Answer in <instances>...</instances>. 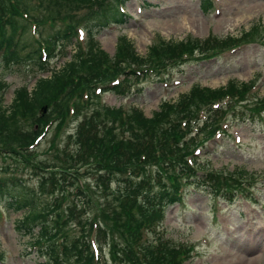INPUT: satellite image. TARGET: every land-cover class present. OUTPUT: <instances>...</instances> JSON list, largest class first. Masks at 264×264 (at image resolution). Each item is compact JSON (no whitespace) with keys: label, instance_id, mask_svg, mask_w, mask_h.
I'll use <instances>...</instances> for the list:
<instances>
[{"label":"trees","instance_id":"16d2710c","mask_svg":"<svg viewBox=\"0 0 264 264\" xmlns=\"http://www.w3.org/2000/svg\"><path fill=\"white\" fill-rule=\"evenodd\" d=\"M124 3L122 0L107 4L104 0H0V66L5 69L15 67L23 71L43 72L48 70L50 61L54 59L56 45L60 46L59 54L63 58L68 48L75 45L72 28L51 34L48 41L35 42L30 34L34 14H43V24L48 20L55 24V17L61 13H67L63 21L68 20L72 25L79 22L74 17H82L78 18L82 20L89 17L88 23H94L89 26L87 50L76 47V53L60 70H53L50 77H40L31 92L26 86L19 89L8 107L4 103L7 84L0 80V157L22 162L23 148L29 151L27 147L54 120H58L55 125L57 138L66 121L65 104L76 86L89 87L90 84L109 81L115 74L132 66L159 68L169 61H176L184 53L208 55L215 49L224 51L242 42L235 37L163 41L149 51V56L142 58L123 38L113 59L95 38L111 23L126 22L127 17L120 9V4ZM83 8L88 9L85 15L75 14ZM254 35L251 31L250 36ZM43 47L48 52V62L41 60ZM74 79L84 82L83 85H71ZM69 87L73 88L65 96ZM250 88L251 85H239L233 81L219 89L194 86L175 102L163 103L152 117L134 107L123 118L121 108L102 106L99 98L95 97L92 103L97 107L95 112L77 121L74 133L68 134L72 151L64 150V157H60L58 151L52 163L42 161L38 164L37 172H33L41 174L38 187L21 176L6 178L7 175L0 174V203L10 212L22 213L15 229L25 230L33 238L31 246H38L37 255L45 260L43 264H89L93 262V254L88 232L82 233L83 238L75 237L73 233L75 226L80 227L83 216H86L85 227L93 228L94 223L89 221L86 208L92 202L97 203L92 201V197L100 200V190L104 189L107 194L98 213L102 222L95 220L98 224L93 229L101 250L119 236L123 242L109 249L113 261L121 258L123 264H183L179 255L186 256L189 250L185 252L184 248L182 251L183 247L159 238L140 245V229L142 227L143 232L153 230L157 221L164 218L166 209L180 201L177 188L181 181L193 179L203 182L215 196H223L224 192L228 194L231 188H235L227 185L225 176L213 174L206 167L203 170L209 173L199 175L194 170L199 167L189 166L187 156L220 128L223 116L220 113L225 106L221 103L222 106L216 109L213 105L227 95L234 100L230 107L236 108L240 103L248 102ZM118 89L112 88L115 93H119ZM60 96L63 100L58 101ZM256 100L257 106L264 105V97L263 102ZM46 106L54 107L50 110L51 115L43 120ZM201 109H207L209 113L203 135L185 140L193 128L192 118H197ZM85 111L81 109V113ZM255 111L259 112L258 107ZM21 115L35 120V125L38 124L35 127H40V130L22 131ZM78 116L80 114L76 118ZM126 135L127 139L124 138ZM81 166H87L89 176L97 177L95 186H86V191L74 182ZM154 166L158 172L150 170ZM169 177L174 178L172 182L176 187L170 185ZM113 183H121L116 185V191L112 190ZM93 188L96 192L92 191ZM64 201H67L65 209L69 216H61ZM35 230L38 231L35 233ZM2 256L0 254V258Z\"/></svg>","mask_w":264,"mask_h":264},{"label":"rangeland","instance_id":"374dc122","mask_svg":"<svg viewBox=\"0 0 264 264\" xmlns=\"http://www.w3.org/2000/svg\"><path fill=\"white\" fill-rule=\"evenodd\" d=\"M202 1L166 0L160 3V0H147L143 6L142 0H129L126 4V10L129 13L128 21L121 27H114L112 31L102 30L95 40L104 51L114 57L118 52L119 41L125 38L142 58L149 56V51L157 44L153 42L157 36L159 42H181L189 38L205 40L210 37L226 39L232 36L248 43L237 49L238 51L225 57H217L210 62L202 58L207 55L206 53H195L185 64L163 73L164 77L158 78L156 74L147 72L148 74H144L146 79L140 76L138 81L130 80L133 87L125 98L112 93L102 94L104 104L116 109L124 107L130 110L136 107L146 116L152 117L160 110L164 102H175L192 86L200 85L203 88L219 89L232 81L249 86L256 82L257 86L259 85L256 99L258 98L260 102L263 100L264 0H239L236 7L225 8L224 6L222 18L216 15L213 8L203 10ZM222 1L224 0H212L213 3ZM104 2L112 3L113 0H104ZM150 5L154 6L147 9ZM224 5H228V0L224 1ZM87 11L88 9L83 8L75 14L83 16ZM61 14L55 17L56 26L54 27L46 26L41 22L42 13L34 14V18L40 22L38 32L41 39L48 41L51 34L55 35L64 29L63 22L68 20L63 21V18L68 15ZM191 17L197 19L199 26L192 24ZM216 17L221 19L216 20ZM78 18L74 17L81 20ZM220 24L222 25L218 26ZM251 31H254V36H250ZM76 50L75 45L69 47L65 58L54 53V60L50 62L48 70L43 72L0 67V78L7 84L4 92L5 107L12 104L19 89L26 86L31 92L40 77H50L53 70H60L70 61ZM167 73L169 77L166 76ZM74 80L71 85H76ZM165 81H168V84H165ZM248 99L249 104L243 107V117H246V122L237 123L240 117L237 115L234 118L235 122L231 121L234 127L231 126L229 135L209 142L203 149L202 161L205 167L225 176L227 185L235 187L231 188L234 196L230 198L226 192L223 193V197L212 196L209 188L201 184L189 185L184 193L183 201L167 208L157 232L149 233L151 241H155L160 236L172 244H180L183 247L188 244L194 247L195 251L191 254V258L189 256L186 264H264V125L260 122L261 117L259 119L258 116L261 110L255 111L257 100H253L251 96H248ZM92 106L84 109L87 111L80 113L74 122H72L73 118L67 114V119L57 138L55 125L58 120L51 122L46 136L35 142L36 149L29 152L23 148L22 162L14 158L0 157V174L4 176L9 175L10 172L14 173L15 176H21L34 187H38L41 174L33 173L37 172L38 164L42 161L52 163L58 151L60 157H64V150L72 151V147L70 148L72 141L68 138V134L74 133L77 121L95 112L97 107ZM50 115L51 111L45 114L43 120ZM21 117L22 131L33 132L35 126H38V124L35 125V120L31 121L22 115ZM35 130L38 132L40 127ZM124 138L127 139L128 135ZM0 149H2L1 146ZM150 170L156 171V167ZM84 180L88 186L94 187L90 178L85 177ZM116 180L114 179L115 182ZM117 184H112L113 191L117 190ZM92 191L96 192L94 188ZM106 194L107 191L101 189L100 200L92 197V201H97V204L92 202L87 206L86 211L89 213L91 223L95 220L102 222L98 213ZM61 211L62 215H67L62 208ZM21 217L22 213L11 211L0 220V254L3 253L0 264H43L45 260L39 258L38 253L30 251L33 238L26 234L25 230L16 231L15 229ZM85 221L86 216H83L80 227L75 226L76 230L73 233L75 237L81 238L84 231L85 233L91 231L89 226L85 227ZM37 231L35 230V233ZM119 242H123V239L119 236L114 237L103 248L107 264H112L110 247L117 246ZM113 264H118V261H113Z\"/></svg>","mask_w":264,"mask_h":264},{"label":"bare ground","instance_id":"6f19581e","mask_svg":"<svg viewBox=\"0 0 264 264\" xmlns=\"http://www.w3.org/2000/svg\"><path fill=\"white\" fill-rule=\"evenodd\" d=\"M231 1V4H230V6L233 8V7H236L237 6V4H238V2H239V0H230ZM264 10V9H263ZM191 20L193 21V25H196V26H199L198 24H200V23H197L198 21H197V19L196 18H193V17H191ZM220 20V19H219ZM221 22V21H220ZM222 24H220V25H218V26H221Z\"/></svg>","mask_w":264,"mask_h":264}]
</instances>
